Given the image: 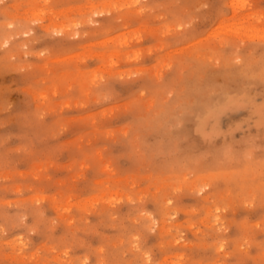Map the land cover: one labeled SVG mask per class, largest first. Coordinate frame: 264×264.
Masks as SVG:
<instances>
[{
  "label": "rangeland",
  "instance_id": "374dc122",
  "mask_svg": "<svg viewBox=\"0 0 264 264\" xmlns=\"http://www.w3.org/2000/svg\"><path fill=\"white\" fill-rule=\"evenodd\" d=\"M0 264H264V0H0Z\"/></svg>",
  "mask_w": 264,
  "mask_h": 264
},
{
  "label": "bare ground",
  "instance_id": "6f19581e",
  "mask_svg": "<svg viewBox=\"0 0 264 264\" xmlns=\"http://www.w3.org/2000/svg\"><path fill=\"white\" fill-rule=\"evenodd\" d=\"M212 104V103H211ZM217 112V111H216ZM206 115V114H205ZM214 117V116H213ZM208 119V118H207Z\"/></svg>",
  "mask_w": 264,
  "mask_h": 264
}]
</instances>
